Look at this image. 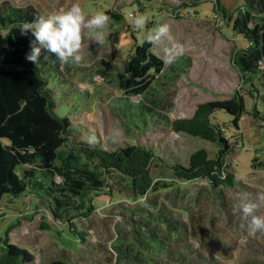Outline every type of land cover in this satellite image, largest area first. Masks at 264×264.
<instances>
[{"label":"trees","instance_id":"1","mask_svg":"<svg viewBox=\"0 0 264 264\" xmlns=\"http://www.w3.org/2000/svg\"><path fill=\"white\" fill-rule=\"evenodd\" d=\"M211 3L212 13L223 27L230 28L234 36L245 42L240 49L231 48V61L240 73L244 92L227 100L200 103L190 118L172 119L171 88L189 74L192 61L181 55L171 64L164 62L153 53L154 43L145 39L135 46L122 72L109 63L100 71L119 93L115 97L107 94L111 100L103 109L125 137L119 143L110 134L102 147L78 138L70 119L54 112L55 101L47 88V78L54 76L61 83L71 82V67L43 51L36 63L26 58L34 37L30 31L21 34L20 28L36 20L40 12L30 6H14L7 0L1 2L0 207L5 198L6 205L21 197L37 198L47 206L54 223H70L67 230L80 241L82 252H67L73 258H81L89 247L99 252L104 247L90 244L83 229L95 206H100L95 198L106 202L116 195L131 200L136 208L129 219L130 236H116L110 256L102 264H219L213 254L206 255L190 243V219L176 214L160 197L162 190L176 189L177 184L203 182L219 213L230 217L224 191L236 186L228 160L242 140L238 124L245 112L264 124V112L247 111L243 97L246 93L252 102L264 104V0H241L234 10L224 7L221 0ZM176 11L171 15L177 17ZM104 12L110 17V27H123L122 13L111 9ZM114 33L116 40L117 31ZM115 100L124 103L123 108L113 104ZM216 111L233 117L232 126L237 131L234 135H228L225 123L217 122ZM150 128L167 137H183L196 147L183 155L177 138L172 142L166 138L138 143L136 138L146 135ZM198 139L214 149L212 156ZM258 168L264 170V160L254 158L251 169ZM22 218L30 220V216ZM76 219L79 224L74 223ZM16 226L19 227V220L6 235ZM41 229L47 230L48 225L41 224ZM261 252L260 258L243 264H264V251ZM34 262L32 252L10 243L8 237L0 239V264ZM47 264L82 262L67 261L61 256Z\"/></svg>","mask_w":264,"mask_h":264},{"label":"rangeland","instance_id":"2","mask_svg":"<svg viewBox=\"0 0 264 264\" xmlns=\"http://www.w3.org/2000/svg\"><path fill=\"white\" fill-rule=\"evenodd\" d=\"M3 1L5 0H0V3ZM7 1L18 7H33L40 14L69 8L73 3H79L88 18L98 11L109 9L122 13L125 17L123 27L116 26L119 24H114L113 27L109 24L104 26L101 30L103 43H98L89 36L84 37L81 48L82 62L78 65L67 63L72 69L71 82L61 83L58 77L54 76L47 78V88L53 93L55 101V114L68 117L77 137L86 143H89V136L93 134L95 142L90 144L102 147L106 138L111 137L110 134H114L119 143L125 138L122 131L115 127L108 111L103 109L111 100L107 94L115 97L119 96V93L100 71L109 63L122 72L123 65L134 53L135 46L140 45L159 25L167 24L169 33L153 42V53L164 62L168 61L170 55H186L192 61L189 74L179 78L171 88L174 102L170 116L172 119L190 118L198 104L227 100L233 94H241L245 90L241 89L240 73L231 61V48L235 46L240 49L245 42L241 37L234 36L230 28L223 27L218 17H215L212 13V0ZM221 2L227 9L234 10L241 0ZM173 10H177V17L171 15ZM137 14L147 17V23L141 30H137L133 24L132 17ZM88 31L84 29L85 33ZM243 97L247 111L264 112L263 103L252 102L246 93H243ZM134 100L138 101L139 98L134 97ZM113 104H119L120 109L124 105L118 100ZM214 117L219 124H226L228 135L237 132L232 126L233 117L229 114L216 111ZM212 121L215 122L214 119ZM238 127L242 140L237 142L238 149L228 160L236 186L224 191L230 217L224 212L219 213L218 205L212 195L204 190L203 182L181 183L177 184L176 189L160 192L161 200L167 207L180 214L183 219H190V243L206 255L213 254L219 264H243L245 261L257 260L261 251H264V234H258L255 238L248 236L247 219L242 212L235 211L239 200L250 199L256 201L259 211L264 213V199H260L264 196V170L251 169L254 158L264 160V124L245 112ZM166 138L172 142L177 137H167L166 133H157L150 128L146 135L136 139L140 144H148ZM176 141L183 155L196 147L194 142L183 137L177 138ZM159 144L163 145L162 142ZM200 144H206L204 147L208 148V143L200 141ZM208 149L210 150V146ZM210 153L212 156L213 148ZM6 200L5 198L1 201L0 207V239L8 237L10 243L32 252L35 256L34 264H47L61 256L67 261L78 259L82 264L104 263L105 257L110 256L115 237L123 234L130 236L129 219L132 216L131 211L134 212L136 208L131 200L117 198L116 195L106 202L104 198H95V203L105 206H95L96 210L92 211L83 229L88 233L90 244H103L104 247L100 252L89 247L81 258L79 255L73 258L71 254L78 253L82 247L80 241L67 230L70 223H54L50 212L46 210L47 206L39 203L33 196L17 198L13 200L12 205H6ZM24 216H30V220L22 218ZM18 220L19 227L16 226L6 235ZM79 221L76 219L74 223L79 224ZM43 223L48 225L47 230L41 229ZM68 249L71 254L67 252Z\"/></svg>","mask_w":264,"mask_h":264},{"label":"clouds","instance_id":"3","mask_svg":"<svg viewBox=\"0 0 264 264\" xmlns=\"http://www.w3.org/2000/svg\"><path fill=\"white\" fill-rule=\"evenodd\" d=\"M131 15V14H130ZM134 27L141 30L147 23V17L137 14L132 17ZM110 20L109 15L98 11L90 18L86 17L79 3H73L71 7L58 11L41 14L36 20L21 26V34L31 32L34 39L30 41V51L27 60L36 63L41 52L54 54L62 63L78 65L82 62V40L85 36L94 38L96 42L103 43L101 31ZM84 29H88L87 33ZM169 33L167 24L159 25L153 32L146 36V42L153 43ZM176 57H169L167 63L175 62ZM95 142V135L89 136V143ZM260 199H264L261 196ZM235 211L242 212L247 219V235L255 238L258 234H264V213L259 211V204L250 199H241L236 205Z\"/></svg>","mask_w":264,"mask_h":264}]
</instances>
